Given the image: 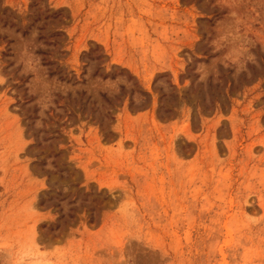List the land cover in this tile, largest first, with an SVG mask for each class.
<instances>
[{"label": "rangeland", "instance_id": "rangeland-1", "mask_svg": "<svg viewBox=\"0 0 264 264\" xmlns=\"http://www.w3.org/2000/svg\"><path fill=\"white\" fill-rule=\"evenodd\" d=\"M0 264H264V0H0Z\"/></svg>", "mask_w": 264, "mask_h": 264}]
</instances>
